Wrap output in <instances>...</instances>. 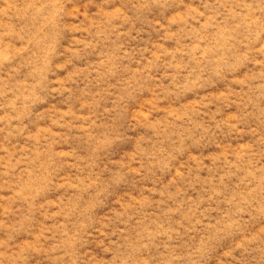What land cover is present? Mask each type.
Here are the masks:
<instances>
[{
    "label": "rangeland",
    "instance_id": "1",
    "mask_svg": "<svg viewBox=\"0 0 264 264\" xmlns=\"http://www.w3.org/2000/svg\"><path fill=\"white\" fill-rule=\"evenodd\" d=\"M0 264H264V0H0Z\"/></svg>",
    "mask_w": 264,
    "mask_h": 264
}]
</instances>
